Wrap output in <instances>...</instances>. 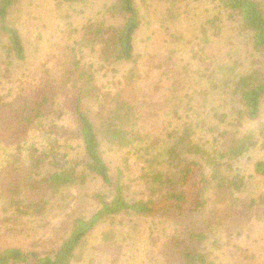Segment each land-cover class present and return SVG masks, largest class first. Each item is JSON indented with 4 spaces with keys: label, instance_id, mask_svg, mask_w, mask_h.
<instances>
[{
    "label": "trees",
    "instance_id": "16d2710c",
    "mask_svg": "<svg viewBox=\"0 0 264 264\" xmlns=\"http://www.w3.org/2000/svg\"><path fill=\"white\" fill-rule=\"evenodd\" d=\"M216 1L238 16L264 58V0ZM23 2L0 0V239L11 240L0 246V264H76L89 251L117 259L135 251L133 233H140L141 225L148 226L144 251H166L161 257L169 264H217L207 252L211 234L236 216L243 202L239 194L246 184L233 167L258 146L255 132L237 135L206 122L172 127L161 120L164 107L153 104L151 93L137 90L152 69L159 85L172 73L169 57L136 51L145 0H108L101 19L87 25L79 45L87 41L96 50L101 44L97 70L84 66L73 46L62 42L42 74L27 76L18 24ZM230 75L225 86L238 103L237 120L257 121L264 69ZM213 112L222 122L230 118L229 112ZM66 119L77 145L60 138ZM112 154L125 165L113 168ZM130 159L142 164L137 182L127 173ZM254 173L264 181V160L254 164ZM135 184L140 191L132 195ZM86 188L93 189L84 193ZM75 190L77 209L49 248L42 243L53 230L49 220L66 216ZM209 203L213 209L201 226L192 225L191 218Z\"/></svg>",
    "mask_w": 264,
    "mask_h": 264
},
{
    "label": "rangeland",
    "instance_id": "374dc122",
    "mask_svg": "<svg viewBox=\"0 0 264 264\" xmlns=\"http://www.w3.org/2000/svg\"><path fill=\"white\" fill-rule=\"evenodd\" d=\"M107 1L24 0L18 24L28 54V61L23 66L25 74H42L44 66L59 53L58 47L62 42L73 46L77 51L75 55L84 66L93 65L97 70L101 65L98 53L101 44L93 50L91 43L86 41L81 46L79 43L85 41L83 35L87 25L101 19V11ZM145 1L143 14L146 20L136 36V51L141 55L169 57L172 73L168 74V80L163 77V83L159 85L158 72L152 69L148 78L137 82V90L151 93L148 96L153 104L164 107L161 120L171 121L172 127L186 121L198 126L202 122L214 123L237 135L254 131L259 139L258 146L233 167L235 174H240L246 184L243 191L237 193L243 202L236 216L224 221L219 231L211 234L207 252L217 264H264V181L254 173V164L264 160V100L257 121L237 120L233 108L237 109L238 103L231 93L232 88L225 86L232 77L230 73L239 76L254 68L264 69L260 67L264 58L254 50L238 16H230L216 0ZM104 75V70L99 72L100 77ZM151 81L154 83L151 84ZM216 110L219 115L229 112L230 118L222 122L220 117L214 116L213 111ZM71 124L68 119L62 122L60 138L65 143L77 145ZM198 132L201 133L199 128ZM38 137L39 134L34 131L31 136L34 143L39 141ZM112 164L113 168L125 165L119 156L113 154ZM126 165L128 176L137 182L142 164L130 159ZM91 189L86 188L84 193ZM132 191L134 195L140 189L135 184ZM72 194L76 198L72 200L66 216L49 220L53 230L42 239V243L49 248L55 245L56 236L63 232L67 217L77 209L80 191L75 190ZM70 201L68 198L65 204ZM212 209L213 203H209L208 208L192 217L190 223L201 226ZM145 235L148 236V226L141 225L140 233H133L135 251H123L117 259L113 253L89 251V256L76 264H169L166 257H161V252L166 251H144L148 246ZM8 241L0 239V246L11 243V240ZM214 241H218L219 246H214ZM38 245L41 244L36 243Z\"/></svg>",
    "mask_w": 264,
    "mask_h": 264
}]
</instances>
